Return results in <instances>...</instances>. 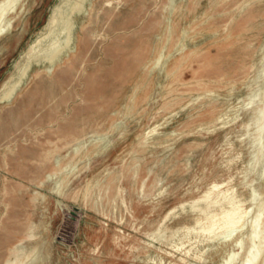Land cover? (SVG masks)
Instances as JSON below:
<instances>
[{"label": "rangeland", "instance_id": "obj_1", "mask_svg": "<svg viewBox=\"0 0 264 264\" xmlns=\"http://www.w3.org/2000/svg\"><path fill=\"white\" fill-rule=\"evenodd\" d=\"M25 5L0 37V264L33 247L39 264H221L230 242L184 228L212 183L234 189L246 228L264 200L260 164L247 172L255 103L244 106L264 87V0ZM56 159L75 167L61 195L45 180Z\"/></svg>", "mask_w": 264, "mask_h": 264}, {"label": "bare ground", "instance_id": "obj_2", "mask_svg": "<svg viewBox=\"0 0 264 264\" xmlns=\"http://www.w3.org/2000/svg\"><path fill=\"white\" fill-rule=\"evenodd\" d=\"M25 2L26 0H0V37L7 35L14 29L15 22L17 21V19L19 18V16L21 15V13L23 12L26 6ZM173 2L174 0H170L171 4ZM164 48L165 47H162L159 50L158 56L162 55ZM158 61L159 60L156 58V56L152 60H150L149 63H150L151 68L152 67L156 68V64ZM52 67H53V64L47 61L39 69L49 73ZM159 73H161V71ZM262 75H264V63L261 64V70H260V73L257 75V77L261 78ZM263 100H264V87L257 94L251 93L250 95H248L247 102L244 104L245 107H249L250 104L255 103V107L251 108L250 121L255 125V132H254V138L252 139L250 143L252 151L250 153L251 157L249 158L247 172H252L253 170H255L256 166L260 164L261 170L259 174L261 178H264V103H263ZM235 112L236 111H234V113ZM230 120H233V119H230ZM217 121H220V120H217ZM233 121H235V119ZM162 122H164V120ZM158 126H160V124ZM222 126L224 127V125ZM201 130L204 131L203 129ZM206 130L207 129H205V131ZM152 132H155L154 128L149 130L145 134L146 135L145 138H149L148 136ZM106 139H107L106 136L97 137L98 142H104L106 141ZM107 142L108 141H106V143ZM84 146H85L84 143H79V144L77 143L76 145L73 146L72 149L74 153L77 154L79 150L83 148ZM102 147H104V145ZM56 164H57L58 169L54 170L52 173L46 174L45 180L51 185V189L55 194L61 195L62 194L61 186L63 182L65 181V178L73 170H75V167L71 168L69 165L70 163H67L63 167H60L57 159H56ZM59 171H63L65 173V176L64 177L57 176ZM240 176L242 175H239V177ZM223 184L224 183H212L209 189L199 199L191 203V208L193 210L198 211L204 217L196 219V226L185 227L184 229L186 230V233L184 234V237H188L189 234L193 233L194 239L196 240L197 243H200L203 240L204 242L205 240L210 241V242L216 241L218 243L230 242V244H232L231 249L228 250V252L222 257L221 264H232L236 260H239L240 264H264V225H262V220H261V215L264 209V200L263 199L258 200L257 198L258 194L256 190L252 188V192L250 195V201L251 203L254 204L258 200L257 212L259 214L251 218V220L249 221V226H248L249 229H248L246 228V218L248 217V214L250 212L249 209L242 207L243 203H241V201L236 198L234 191H233L234 189L227 188L225 190H222ZM198 202H204V207L198 206L197 204ZM216 209H218L219 212H216ZM245 233H247L250 243L248 244L246 248H243V240H244L243 237ZM238 234L240 235L237 237ZM148 236L151 242L147 241L148 242L147 245L153 246L152 242L157 240L159 237H161L160 230L158 232L155 231V233H151ZM181 248H183V246ZM189 252L190 250L185 251L184 255L186 256L189 255ZM240 252H242L241 258H239ZM42 255H43L42 250L39 247H33L27 253H22V252L18 253V255L12 261V264H17L19 262L23 264H39L42 258ZM195 258L201 259V254H196Z\"/></svg>", "mask_w": 264, "mask_h": 264}]
</instances>
